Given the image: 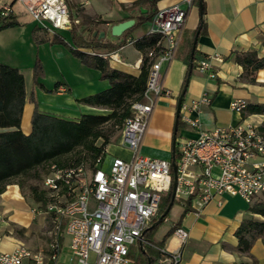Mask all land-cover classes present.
<instances>
[{
	"label": "crops",
	"instance_id": "1",
	"mask_svg": "<svg viewBox=\"0 0 264 264\" xmlns=\"http://www.w3.org/2000/svg\"><path fill=\"white\" fill-rule=\"evenodd\" d=\"M136 0H66L72 22L82 23V28L93 27L103 31L104 38L116 41L111 26L132 18L135 21L140 7L132 5ZM204 13L201 14L200 0H194L187 8V15L180 29V41L175 56L162 66V83L170 89L175 98H159L148 118L138 152L142 155L171 159L174 155L173 142L197 136L195 129L179 116L174 133L176 103L185 87L182 101L197 99L205 91L211 102L188 116L198 118L205 129L227 126L238 122H252L264 132V115L238 114L229 108L230 101L243 99L247 103H264V68L255 72L254 81L241 77L242 66L235 55L242 51L255 50L264 55L262 43L264 33V0H201ZM174 4L186 6L182 0H160L158 9ZM9 5L19 25L0 30V64L17 68L24 77L25 104L20 128L24 134L31 131V115L35 108L40 113L76 121L82 114H105V108L81 103L78 99L102 91L110 86L109 81L100 77V71L83 65L62 43L44 40L45 32L36 27L24 7L14 0H0V7ZM203 31L197 34L195 50L191 60L192 69L188 76V64L184 60V43L200 22ZM148 22L130 31L125 43L117 49L118 59L109 60L112 68L137 76L143 53L127 40L146 32ZM90 29V28H88ZM56 30L53 33H64ZM87 31L85 30L83 34ZM35 40L38 41L35 43ZM148 50V49H147ZM219 55L221 62H213L215 78L197 71L195 64L210 55ZM146 56V53H145ZM38 59L41 64L39 82L49 91L34 83L33 66ZM186 78V82H185ZM188 78V79H187ZM58 86L54 88V85ZM32 96L35 103L30 100ZM132 152L116 143L105 148L103 167L107 168L113 157L129 159ZM30 193L22 192L16 182L5 186L0 193V250L10 251L19 244L31 250L46 249L47 242L40 244L38 233L50 228L44 211L37 209L29 198ZM33 200V199H32ZM256 200L255 202H257ZM179 226L188 232L186 242L181 247L178 264H264V237H258L248 252L237 250V227L246 219L264 221V216L249 210L239 196H223V203L214 201L197 210L194 204H182ZM36 234V243L28 241ZM68 239L61 238L63 251H67ZM35 244L39 246H35ZM163 246L172 248L175 240L169 235ZM66 253V252H65Z\"/></svg>",
	"mask_w": 264,
	"mask_h": 264
},
{
	"label": "built area",
	"instance_id": "2",
	"mask_svg": "<svg viewBox=\"0 0 264 264\" xmlns=\"http://www.w3.org/2000/svg\"><path fill=\"white\" fill-rule=\"evenodd\" d=\"M14 1L40 30L53 33L71 27L66 0ZM193 1L182 0L186 8L174 4L158 9L148 23L146 33L159 39L146 52L149 69L141 99L131 102L132 116L124 119L120 129V143L132 156L113 157L107 168L101 157L90 167L48 163L43 188L49 200L44 213L50 228L40 232L47 238L46 249L31 250L19 244L10 251L0 250V264H132L131 248L144 242L143 233L159 215L163 196L172 190L173 182V200L194 204L197 210L213 201L221 205L224 195L239 196L249 205L264 201V132L257 124L243 121L205 129L198 118L188 116L210 104L205 91L197 99L181 102L179 116L197 136L175 143L173 160L138 152L157 100L175 98L162 83V66L175 56L180 29ZM2 12H11L10 6L3 5ZM102 55L118 59L117 50ZM214 61L222 58L206 56L195 68L215 78ZM245 106L243 99L229 103L238 114ZM63 235L68 239L66 253ZM187 237V230L176 226L171 234L175 246L160 248L158 263L153 264H178Z\"/></svg>",
	"mask_w": 264,
	"mask_h": 264
},
{
	"label": "trees",
	"instance_id": "3",
	"mask_svg": "<svg viewBox=\"0 0 264 264\" xmlns=\"http://www.w3.org/2000/svg\"><path fill=\"white\" fill-rule=\"evenodd\" d=\"M159 1L136 0L132 5L145 9V11L139 10L133 25L126 29L116 41L105 39L104 36L99 37V32H96V34H90L89 32L85 36L83 32L86 27L81 29L82 23L79 22H72L70 29L64 33L44 35L45 41L64 44L83 65L99 70L100 77L109 81L110 86L108 88L78 99L81 103L105 108L109 110L108 113L82 114L76 121L62 119L40 113L36 108L34 98L30 96V100L35 103V108L31 115V131L28 134H24L20 128L25 104L24 77L17 68L0 64V193L11 182H16L22 189L23 183L19 179L33 176L32 173L37 168L46 166L48 163H55L60 167L79 164L90 167L93 166L98 157H104L105 148L111 143L110 137L115 131L121 129L126 117L132 116L131 102L141 99L149 69V61L145 53L148 48L158 41L159 36L145 32L139 37L131 38L132 44L143 53L140 72L137 76L112 68L108 57H104L102 54L116 51L125 43V38L132 29L144 26L147 22L149 23L158 10L157 3ZM200 8L201 14H203L204 5L201 0ZM17 25H19V22L16 16L11 12L4 15L1 6L0 30ZM203 29L204 22L201 19L197 30L184 43V60L188 64V70L193 58V55L191 56L193 35L196 31L199 30L200 32ZM36 30L37 27H33L32 32L34 33ZM37 42L35 40V43ZM262 43L264 44V33ZM235 60L242 66L241 77H246L249 81H254L255 72L264 68V55L259 57L255 50L237 53ZM40 74L41 64L36 59L33 66L34 83L47 91L51 90L45 88L39 82ZM57 86L58 83L54 85V88ZM244 114L264 115V103L246 102V106L242 111V115ZM107 126H110L111 129L107 130ZM115 126L116 130H113ZM99 140L101 141L98 143ZM76 150H78V153L73 161L62 160L64 156ZM29 190L34 201H39V193L40 195H46L44 190L38 191L35 185H30ZM171 193L172 190H169L163 196L159 215L163 213L169 204ZM48 201L47 199L42 200L43 205H46ZM249 210L264 216V201L258 200L249 207ZM162 221L163 219L158 220L154 225L146 228L143 233L142 239L144 243L140 247L139 252L145 256L144 264H153V259L149 256L148 250L154 251L159 257V249L163 247L165 239L179 225V220L174 222L164 232L161 239L153 245L155 242L151 239L152 234ZM263 234L264 221L244 220L235 230V235L238 239L237 250L248 252L253 242ZM130 258L132 259L131 252ZM141 258L139 253L136 255L135 262L141 260Z\"/></svg>",
	"mask_w": 264,
	"mask_h": 264
},
{
	"label": "rangeland",
	"instance_id": "4",
	"mask_svg": "<svg viewBox=\"0 0 264 264\" xmlns=\"http://www.w3.org/2000/svg\"><path fill=\"white\" fill-rule=\"evenodd\" d=\"M97 27V25H93V27H89L87 26L86 27V33L84 34L85 36H87V34L90 32V34L93 33L94 29ZM90 28V29H88ZM96 32H100V31H96ZM109 110H105L104 113H108ZM111 129L110 126H107V130ZM113 130H116V126L113 128ZM120 138V130L118 131H115L114 134L110 137V141L112 143H116L118 141V139ZM101 140L98 141V143L100 142ZM77 153H78V150L64 156L62 158V160H65V161H68V162H71L75 159V157L77 156ZM87 166V165H86ZM47 172V168L46 166L44 165L43 167H39L37 168L31 176V177H22L19 179V181H22L23 183V187L21 189L22 192H27V193H30L29 191V186L30 185H35L37 188H38V191H42L44 190L43 188V177L45 175V173ZM45 191V190H44ZM39 201H34L32 200V197L31 195L29 196V198L31 199L32 201V204L37 208V209H40L42 211H44L46 209V205H43L42 203V200H48V196L47 195H40L39 193ZM183 205L182 203L178 202V201H174L173 205L171 206L169 212L167 213V215L163 218V221L157 226V228L154 230L153 234H152V241H154L153 245H155L157 243V241H159L162 237V235L164 234V232H166V230H168V228L176 221L179 220V217H180V214L182 212V208ZM159 216L158 215L155 220L151 223L150 226L154 225L155 222H157L159 220ZM149 226V227H150ZM37 238H39L40 240V244L43 245L45 242H47V238L38 233L37 235ZM36 240V234L35 233H32V236L28 239V241H34V243H36L37 241ZM144 242H141V243H137L136 245H134L132 248H131V256H132V264H144L145 263V256H143V254L141 252H139V249L140 247H142ZM35 246H39L37 244H35ZM151 247V246H150ZM153 249V247H151ZM65 252H68L65 251ZM140 253V257L141 260H138L137 262H135L136 260V255H138ZM148 254L149 256L153 259V262L156 261V263H158V255L152 251V250H148Z\"/></svg>",
	"mask_w": 264,
	"mask_h": 264
},
{
	"label": "water",
	"instance_id": "5",
	"mask_svg": "<svg viewBox=\"0 0 264 264\" xmlns=\"http://www.w3.org/2000/svg\"><path fill=\"white\" fill-rule=\"evenodd\" d=\"M140 10L142 12L145 11V9H142V8H140ZM133 23H134L133 19H127L125 21H122V22H119V23L112 25L111 29H110L111 35L116 36V37L120 36L126 29L131 27L133 25ZM94 34H96V32ZM103 36H104V32L103 31L99 32V37H103ZM196 38H197V34L194 37L191 56L193 55V51L195 48ZM191 69H192V64L190 65L188 76L190 75ZM184 93H185V87L180 92V95L178 96L177 103H176V114H175L176 118H175L174 133L176 132L177 121H178L179 114H180V105H181V102L183 100ZM174 146H175V142H173V148H174ZM171 159L172 160L174 159V155H172ZM173 171L175 172V166L174 165H173ZM174 190H175V182H173V185H172L171 200H170L169 204L167 205V207L165 208V210L163 211V213L159 216V220H162L167 215L168 211L170 210L171 205L173 203V199H174Z\"/></svg>",
	"mask_w": 264,
	"mask_h": 264
}]
</instances>
